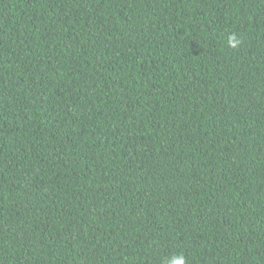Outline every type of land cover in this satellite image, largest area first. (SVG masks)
<instances>
[{"label": "trees", "instance_id": "16d2710c", "mask_svg": "<svg viewBox=\"0 0 264 264\" xmlns=\"http://www.w3.org/2000/svg\"><path fill=\"white\" fill-rule=\"evenodd\" d=\"M174 255L264 264V0H0V264Z\"/></svg>", "mask_w": 264, "mask_h": 264}, {"label": "clouds", "instance_id": "9594fccd", "mask_svg": "<svg viewBox=\"0 0 264 264\" xmlns=\"http://www.w3.org/2000/svg\"><path fill=\"white\" fill-rule=\"evenodd\" d=\"M242 44V39L235 33L229 36V46L232 48L238 47ZM165 264H185V260L182 255L180 256H171Z\"/></svg>", "mask_w": 264, "mask_h": 264}]
</instances>
